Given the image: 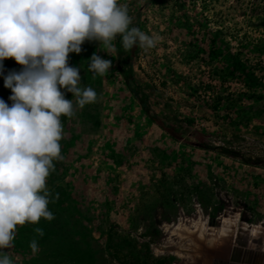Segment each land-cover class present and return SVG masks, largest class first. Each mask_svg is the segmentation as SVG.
Masks as SVG:
<instances>
[{
  "label": "rangeland",
  "instance_id": "1",
  "mask_svg": "<svg viewBox=\"0 0 264 264\" xmlns=\"http://www.w3.org/2000/svg\"><path fill=\"white\" fill-rule=\"evenodd\" d=\"M118 3L135 27L158 37L156 46L130 57L115 40L108 52L85 41L80 53H69L80 86L93 88L97 100L80 108L62 90L75 114L61 116L62 159L46 180L54 219L18 225L3 253L14 264H211L216 240L233 226L229 242L258 238L264 248L260 234L238 229L246 223L264 232V19L242 15L262 13L264 0ZM93 53L112 61L103 76L88 70ZM130 63L159 116L183 120L179 129L173 120L177 138L132 94L122 73ZM3 64L4 75L22 68L14 58ZM10 95L0 75V98L11 105ZM203 144L263 161L244 164ZM199 218L210 230L198 228ZM226 219L231 227L218 234ZM173 223L180 228L165 227Z\"/></svg>",
  "mask_w": 264,
  "mask_h": 264
},
{
  "label": "clouds",
  "instance_id": "2",
  "mask_svg": "<svg viewBox=\"0 0 264 264\" xmlns=\"http://www.w3.org/2000/svg\"><path fill=\"white\" fill-rule=\"evenodd\" d=\"M130 24L127 5L118 0H0V75L12 102L0 98V264H14L2 250L12 245L18 225L54 219L46 180L62 159L61 116L75 114L62 90L80 108L97 100L93 88L80 86V69L69 65V53H80L86 40L108 52L117 36L125 50L156 46L158 37ZM6 58L21 70L4 75ZM111 66L93 53L88 70L103 76ZM33 231L44 235L40 227ZM29 247L38 251L35 238Z\"/></svg>",
  "mask_w": 264,
  "mask_h": 264
},
{
  "label": "trees",
  "instance_id": "3",
  "mask_svg": "<svg viewBox=\"0 0 264 264\" xmlns=\"http://www.w3.org/2000/svg\"><path fill=\"white\" fill-rule=\"evenodd\" d=\"M261 11L264 12V5L261 7ZM247 13L248 12L244 11V12H242V15H245V17H250L249 19H251L253 16L254 17L257 16L258 19L261 21H263V19H264L263 17L259 16L262 14L261 12L260 13L255 12L252 14H247ZM132 26H135V25L131 22L130 27H132ZM249 28H251L252 31L257 30L256 25L248 26V29H246V31L250 30ZM241 30H242V28H241ZM114 40L119 47L120 46L122 47L120 36H117ZM137 48L138 47L134 46L132 49H129V50H125L124 48L123 49H124V51H127V53L129 54L130 57H133L132 55L135 53V51H137ZM261 48L264 51V45L261 46ZM119 55H121V51H119ZM122 73L124 74L127 86L130 88L132 94L138 100V102L142 106V108L145 111V113L147 114V116L154 123H156L158 126H160L164 131H166L170 136L177 138L178 137L177 132H176L177 129L173 127L172 123H173V120L176 121L178 124L177 128L179 129V127H184L183 120H181L177 116H174L170 122H165L159 116V114L152 107L150 99H149V95L147 94L146 90L143 88V86L139 82H137L134 79V75H133L134 69H133V66L131 65V63L129 64V66L127 67V69L125 71L122 70ZM200 147L203 149L215 151L218 154L226 156V157L234 158V159H236V160H238L244 164H248V165H258L259 163H261L263 161L262 159H259V158L256 159L254 157L246 156L240 150H237L235 148L228 147V146H212V145L203 144Z\"/></svg>",
  "mask_w": 264,
  "mask_h": 264
},
{
  "label": "flooded vegetation",
  "instance_id": "4",
  "mask_svg": "<svg viewBox=\"0 0 264 264\" xmlns=\"http://www.w3.org/2000/svg\"><path fill=\"white\" fill-rule=\"evenodd\" d=\"M243 223V222H242ZM246 224V223H245ZM233 226L232 228H234ZM232 228L229 230V235L226 234V237L223 239H217L216 240V250L211 253V264H264V248H260V245L258 243L255 244V242H259V239L256 238L255 241L253 239H245L246 244L236 241L233 239L232 242H229L230 239V233L232 231ZM240 230H243L245 232H251L253 236H257L260 234L262 237V246L264 247V232L259 231L257 233L251 231V228H245L244 226H239ZM239 231V230H238ZM221 238V237H220ZM252 238V237H251ZM255 244V246L258 248L259 251H256L255 249H252L248 246H251V244ZM253 244V245H254ZM202 264V263H201Z\"/></svg>",
  "mask_w": 264,
  "mask_h": 264
},
{
  "label": "bare ground",
  "instance_id": "5",
  "mask_svg": "<svg viewBox=\"0 0 264 264\" xmlns=\"http://www.w3.org/2000/svg\"><path fill=\"white\" fill-rule=\"evenodd\" d=\"M194 224V223H193ZM232 224V221H230L229 219H226V220H223V224H222V226L220 227V230L218 231L219 233L218 234H222V235H224L228 230H229V227H231L230 225ZM198 228L200 229V228H202L203 230L205 229V230H210V228H208V226L206 225V221H200V218H199V222H198ZM243 225H244V227L245 228H250V226H248V225H246L245 223H243ZM165 227L167 228V229H173V230H177V229H179L180 228V223L177 225L176 223H173V224H167V225H165ZM258 227H260V225L258 226ZM256 228V227H255ZM202 230V231H203ZM169 232V231H168ZM217 232V231H216ZM224 233V234H223ZM229 235V234H228ZM221 237V236H220ZM226 236H224V238H225Z\"/></svg>",
  "mask_w": 264,
  "mask_h": 264
},
{
  "label": "crops",
  "instance_id": "6",
  "mask_svg": "<svg viewBox=\"0 0 264 264\" xmlns=\"http://www.w3.org/2000/svg\"><path fill=\"white\" fill-rule=\"evenodd\" d=\"M87 41V40H86Z\"/></svg>",
  "mask_w": 264,
  "mask_h": 264
}]
</instances>
